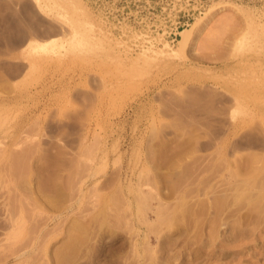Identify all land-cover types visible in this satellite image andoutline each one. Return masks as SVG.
I'll use <instances>...</instances> for the list:
<instances>
[{
    "label": "rangeland",
    "instance_id": "374dc122",
    "mask_svg": "<svg viewBox=\"0 0 264 264\" xmlns=\"http://www.w3.org/2000/svg\"><path fill=\"white\" fill-rule=\"evenodd\" d=\"M0 264H264V0H0Z\"/></svg>",
    "mask_w": 264,
    "mask_h": 264
},
{
    "label": "bare ground",
    "instance_id": "6f19581e",
    "mask_svg": "<svg viewBox=\"0 0 264 264\" xmlns=\"http://www.w3.org/2000/svg\"><path fill=\"white\" fill-rule=\"evenodd\" d=\"M36 2H37V1H36ZM37 4H39V3H37ZM36 6H37V5H36ZM38 6H40V5H38ZM40 7H41V6H40ZM40 7H39V8H40ZM42 7L44 8L43 5H42ZM42 7L40 8L41 10L43 9ZM37 8H38V7H37ZM4 27H5V31H6V30H9V29L11 28L10 25H6V26L4 25ZM24 32H25V31H24ZM24 32H22V33L16 38V40L13 41L12 39H10L9 41H10L11 44L13 43V44H15V45H23V43H25V45H26L28 48H31V49H32L34 46L31 47L32 45L30 44L31 46L29 47V43H34V42H31V41H33V38H31V36H30V39L28 40V38H29L28 35H29V34H26V33H24ZM36 34H37V29H36L35 27H33V28H32V32H31L30 35H36ZM26 37H27V38H26ZM25 40H28V41H30V42L27 44L28 41L25 42ZM11 41H12V42H11ZM34 41L36 42V43H34V44H36V46H39L38 44H40V43L37 44V41H36L35 39H34ZM34 44H33V45H34ZM43 45H44V46H43ZM36 46H35L32 50L36 51V50H35V49L37 48ZM27 47H26V48H27ZM40 47H42V48L44 47V48H43V49H42V48L40 49ZM45 47H46L45 44H40V46H39L38 48L40 49V51H41V50L43 51V50L46 49ZM38 48H37V50H39ZM15 66H16V65H15ZM19 66H20V65H19ZM13 68H14V66H13ZM17 68H18V71H19L20 68L18 67V65H17ZM14 69H16V67H15ZM21 70H22V69H21Z\"/></svg>",
    "mask_w": 264,
    "mask_h": 264
}]
</instances>
